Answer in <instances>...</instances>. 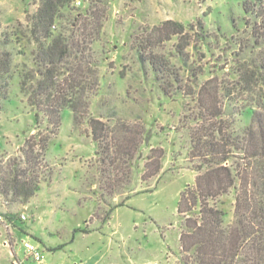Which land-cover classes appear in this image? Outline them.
I'll use <instances>...</instances> for the list:
<instances>
[{
	"label": "rangeland",
	"instance_id": "obj_1",
	"mask_svg": "<svg viewBox=\"0 0 264 264\" xmlns=\"http://www.w3.org/2000/svg\"><path fill=\"white\" fill-rule=\"evenodd\" d=\"M245 1L252 0H71L55 29L70 28V20L81 26L80 16L88 17L97 33L91 48L99 88L84 116L66 108L57 127L44 117L36 126L14 74L8 99L0 101V157L23 159L29 142L39 188L27 201L0 193V264H194L192 253L181 252L177 213L179 193L202 164L191 137L207 133L215 107L237 131L252 116L241 110L247 96L235 71L264 47L250 36ZM38 3L0 0V48L13 53V65L31 66L35 44L25 38L26 16ZM165 20L184 30H161ZM91 118L104 125L99 150ZM157 163L158 174L142 179L144 167ZM217 205L231 223L234 190ZM24 240L38 246L41 262L26 254Z\"/></svg>",
	"mask_w": 264,
	"mask_h": 264
},
{
	"label": "trees",
	"instance_id": "obj_2",
	"mask_svg": "<svg viewBox=\"0 0 264 264\" xmlns=\"http://www.w3.org/2000/svg\"><path fill=\"white\" fill-rule=\"evenodd\" d=\"M70 2L39 0L35 12L26 16L25 38L35 44L30 51L31 66L13 65V53L0 48V101L8 99L9 85L17 73L20 92L26 97L36 126L44 117L57 127L66 108L77 118L84 116L99 88L91 48L97 33L88 27V17L80 16L84 18L81 26H74L70 20V28L55 29L56 23L70 14ZM263 4L262 0L245 1L243 10L252 17L251 38L264 47ZM160 29L181 34L184 25L165 20ZM16 34L14 31L11 35ZM4 38L8 40L7 36ZM5 44L7 41L2 43ZM257 55V59L249 60V65L243 64L235 71V84L247 96L241 110L251 109L250 123L237 131L221 118V108L215 107L209 111L211 128L205 129L203 136L198 133L191 137L192 148L202 164L196 167L193 184L179 193L177 213L183 219L181 252L192 253L194 264H264V49ZM149 62L161 75L167 70L159 61ZM88 123L97 149H102L103 123L94 118ZM28 145L29 142L23 149V159L13 157L3 162L4 155L0 157V193H11L13 199L22 201L39 188L36 153ZM144 168L141 177L147 180L158 174L160 164ZM123 179L128 180L129 176L125 174ZM231 189L234 219L225 223L217 199ZM184 264H188L187 259Z\"/></svg>",
	"mask_w": 264,
	"mask_h": 264
},
{
	"label": "built area",
	"instance_id": "obj_3",
	"mask_svg": "<svg viewBox=\"0 0 264 264\" xmlns=\"http://www.w3.org/2000/svg\"><path fill=\"white\" fill-rule=\"evenodd\" d=\"M24 218V215H21ZM23 247L33 260L36 262H41L44 259V254L38 249L36 244L31 243L30 241L24 240L22 241Z\"/></svg>",
	"mask_w": 264,
	"mask_h": 264
},
{
	"label": "crops",
	"instance_id": "obj_4",
	"mask_svg": "<svg viewBox=\"0 0 264 264\" xmlns=\"http://www.w3.org/2000/svg\"><path fill=\"white\" fill-rule=\"evenodd\" d=\"M68 259H64L63 264H67Z\"/></svg>",
	"mask_w": 264,
	"mask_h": 264
}]
</instances>
